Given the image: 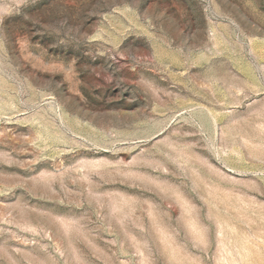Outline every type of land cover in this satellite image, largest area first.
I'll use <instances>...</instances> for the list:
<instances>
[{"label": "rangeland", "instance_id": "obj_1", "mask_svg": "<svg viewBox=\"0 0 264 264\" xmlns=\"http://www.w3.org/2000/svg\"><path fill=\"white\" fill-rule=\"evenodd\" d=\"M0 264H264V0H0Z\"/></svg>", "mask_w": 264, "mask_h": 264}, {"label": "bare ground", "instance_id": "obj_2", "mask_svg": "<svg viewBox=\"0 0 264 264\" xmlns=\"http://www.w3.org/2000/svg\"><path fill=\"white\" fill-rule=\"evenodd\" d=\"M246 245V244H245ZM248 250V249H247ZM243 251V250H242ZM249 252V251H248ZM244 253V252H243ZM248 256V255H247ZM242 260V259H241ZM242 262V261H241ZM247 263V262H246Z\"/></svg>", "mask_w": 264, "mask_h": 264}]
</instances>
